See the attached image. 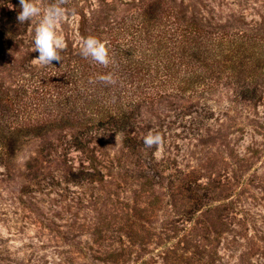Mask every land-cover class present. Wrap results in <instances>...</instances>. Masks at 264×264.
I'll list each match as a JSON object with an SVG mask.
<instances>
[{"label": "trees", "instance_id": "trees-1", "mask_svg": "<svg viewBox=\"0 0 264 264\" xmlns=\"http://www.w3.org/2000/svg\"><path fill=\"white\" fill-rule=\"evenodd\" d=\"M182 3L144 0L135 15L120 19L110 2L96 14L78 13L77 40L65 36L61 61L45 66L32 63L39 54L32 51L30 21L17 20L19 0L11 2L13 9L0 3V165L10 171L18 148L39 141L26 165L31 184L22 193L48 189V195L62 183L100 189L130 183L144 192L149 207L166 197L183 220L205 215L194 227L203 230V238L226 232L216 208L202 201L208 188L199 194L200 184L189 188L179 180L176 186V178L161 183L166 177L154 160L157 146L143 144L147 133L139 132V116L146 106L173 108L227 88L244 102L261 98L264 17L247 20L240 2L227 12L202 0L196 8ZM88 36L106 44L107 67L81 55L80 37ZM107 74L115 84L98 79ZM115 134L122 136L121 147L110 158L94 142ZM163 187L160 199L154 193Z\"/></svg>", "mask_w": 264, "mask_h": 264}, {"label": "rangeland", "instance_id": "rangeland-1", "mask_svg": "<svg viewBox=\"0 0 264 264\" xmlns=\"http://www.w3.org/2000/svg\"><path fill=\"white\" fill-rule=\"evenodd\" d=\"M12 1L0 3L10 9ZM43 1L37 0L42 8L56 2ZM202 1L225 12L240 2L247 20L264 17V0ZM108 2L120 19L135 15L144 0H64L58 34L76 41L78 13L96 14ZM182 4L199 5L198 0ZM38 21L33 18L28 26L32 46ZM139 117L140 133L162 138L154 151L166 177L161 183L176 178V186L179 180L189 188L200 184L199 194L208 188L202 201L216 208L226 232L203 238V230L194 227L205 215L183 220L165 204L166 197L149 207L144 192L130 183L109 189L62 183L48 195L43 194L48 189L22 193L31 184L26 165L39 144L30 140L16 151L10 171L0 165V264H264V92L251 103L221 89L173 108L143 107ZM121 140L120 134L100 135L94 145L112 158ZM165 190L154 194L161 199Z\"/></svg>", "mask_w": 264, "mask_h": 264}, {"label": "clouds", "instance_id": "clouds-1", "mask_svg": "<svg viewBox=\"0 0 264 264\" xmlns=\"http://www.w3.org/2000/svg\"><path fill=\"white\" fill-rule=\"evenodd\" d=\"M64 0H56L46 8L38 5L37 0H19L20 11L17 15V20L24 23L39 17L35 34L33 37L32 51L38 52V57L32 60V63L37 66L51 65L53 61L60 62V52L67 48V43L64 37L58 34L56 28L58 22L65 18L66 12L62 7ZM8 7L13 9L14 6L9 4ZM81 55L85 58L91 57L92 60L100 65L107 67L110 63L108 48L106 44L96 37H80ZM98 79L107 84H115L111 74L100 75ZM90 83L95 81L90 78ZM162 143V138L158 133L149 131L143 137V144L147 148L159 146Z\"/></svg>", "mask_w": 264, "mask_h": 264}]
</instances>
